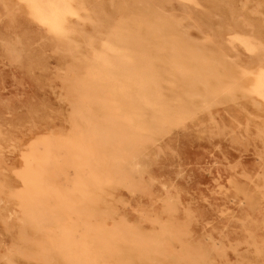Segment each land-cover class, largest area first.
<instances>
[{"label":"rangeland","instance_id":"1","mask_svg":"<svg viewBox=\"0 0 264 264\" xmlns=\"http://www.w3.org/2000/svg\"><path fill=\"white\" fill-rule=\"evenodd\" d=\"M72 3L57 32L0 0V264H264V0ZM51 136L90 156L76 251L19 181Z\"/></svg>","mask_w":264,"mask_h":264},{"label":"bare ground","instance_id":"2","mask_svg":"<svg viewBox=\"0 0 264 264\" xmlns=\"http://www.w3.org/2000/svg\"><path fill=\"white\" fill-rule=\"evenodd\" d=\"M23 1L29 6L30 11H31L32 15H34V17H36L39 21H41L46 26L48 25L53 31H57V32L66 30L67 29V23L69 22V18L71 16H77L79 14L78 10L76 9V7L72 3L73 0H23ZM28 13H30V12L28 11ZM36 18H35V20H36ZM241 41H246L244 43H245V45H247L249 47L250 50H255L257 48V46H256L257 43L254 44L249 38H245V37L243 39L241 38ZM174 60H175V58H174ZM182 65L183 64H181V66ZM150 85L152 87L153 83H151ZM257 86H258V93H259L258 95H259L260 99H262L264 101V69L259 74ZM78 88H79L78 84H74L73 86H71V88H70L71 96L76 98V96L78 95L77 94ZM262 100H261V102H262ZM109 133H111V132L108 130H101V131L98 130L96 135L93 133V137L96 138V140H98L101 145H105L104 147H106L108 144L113 145L114 143H117V140L115 138H112ZM80 142H81L80 140L79 141L78 140L60 141L58 138H56L54 136L44 138V139H40L38 141V144L36 145V149L34 148L35 149V154H34L35 158L34 159L36 161H33V162H36V165H37V166H35L36 169H34L33 173H29L26 169H20V171H19V181H20L21 185H23L24 188L26 189L24 194L27 193L26 195L28 197L26 205H28L30 209L38 211L39 214H41V216L47 217V220L42 217V222L38 221L39 220V218H38V220H37L38 223H42L40 225L42 228H40V229H43L42 231H44V232L47 230H53L57 236L65 238L67 240V249H69L71 251L74 250L76 248V246H78V244L76 245L77 233L72 230L70 225L69 226L67 225L68 224L67 222H66L67 223L66 224L63 221V218L71 215V209L72 208L77 207V206L81 207V205L84 203V200L86 198V191H87L86 186L89 183L90 178H91V174L89 173L90 170L87 169L89 166H87V168L84 166V164L86 162L85 159L87 158V154H84L85 148L83 145H81ZM121 154H119V155H121ZM116 155H118V153ZM109 156H110V154H109ZM110 157H113V155ZM89 158H90V156H89ZM89 158H87V159L89 160ZM120 158L121 157L119 156V158L116 160L117 166L120 165L118 163V160ZM110 161H111V159H110ZM115 169L116 168L114 167V170ZM100 173H101L100 175H102V172H100ZM94 174H96V172H94ZM91 184H93V183H91ZM134 184H135V182H134ZM137 185H139V184L137 183ZM92 188H94V186ZM131 189H132V186H131ZM92 190H95V189H92ZM137 190H139V189H137ZM88 195H90V194H88ZM83 218H81L80 221H82ZM85 219H83V221ZM89 219H86V220H89ZM88 224H90V223L88 222ZM75 225H77V224H75ZM78 225H80V223ZM81 225H84V224H81ZM87 226H89V225H87ZM90 226L88 227V229L90 228ZM74 228H75L74 230H77L76 227H74ZM81 229L85 230L83 228H81ZM88 229H86V230H88ZM107 229H110V228H107ZM103 232H101V233H103ZM112 233H114V232H112ZM87 234H89V233L86 232L85 236H87ZM108 234H109V232H108ZM109 236H110V234H109ZM110 237L112 238V236H110ZM90 238L94 239L97 237L92 236ZM102 238H103V236H102ZM82 239L86 240L84 238H82ZM93 239L91 240L92 242H93ZM100 241H101V239H100ZM100 241L99 240L96 241V244H97V242H99V244H100L99 247H101V243L103 240L101 242ZM110 242H111V240H110ZM63 244H64V242H63ZM107 244H108V242H107ZM96 246H98V245H96ZM103 246H104V248L107 247L105 244ZM114 247H115V249H117L116 246H114ZM111 248H112V246H111ZM76 249H75V251H76ZM78 249H79V247H78ZM82 249L84 250V247ZM109 249L110 248L108 246V249L106 248V250H109ZM85 251H86V249H85ZM107 252H110L112 254L111 250L107 251ZM97 253L99 254V251H97ZM87 254L85 253L86 256H87ZM82 255H83V252L81 253L80 257H78L77 259L80 260ZM92 255H94V254H92ZM190 255H191V253H190ZM45 256L47 257V255H45ZM99 257H100V255H99ZM183 257H184V255H183ZM89 258L87 260H89ZM190 258H191V256H190ZM93 259L95 261V255H94ZM93 259L91 258L90 261ZM49 260H51V259H49ZM45 261H48V260H45ZM187 262H189V261H187ZM85 263H86V261H85ZM85 263H83V264H85ZM80 264H82V263H80ZM86 264H89V263H86Z\"/></svg>","mask_w":264,"mask_h":264}]
</instances>
